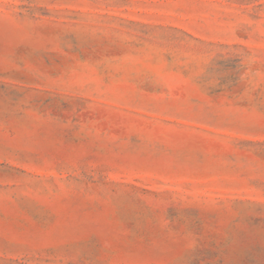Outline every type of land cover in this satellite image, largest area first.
Listing matches in <instances>:
<instances>
[{
	"label": "rangeland",
	"instance_id": "374dc122",
	"mask_svg": "<svg viewBox=\"0 0 264 264\" xmlns=\"http://www.w3.org/2000/svg\"><path fill=\"white\" fill-rule=\"evenodd\" d=\"M0 264H264V0H0Z\"/></svg>",
	"mask_w": 264,
	"mask_h": 264
}]
</instances>
